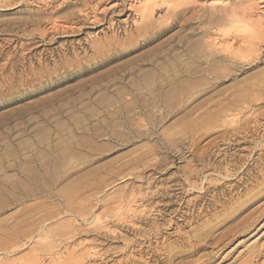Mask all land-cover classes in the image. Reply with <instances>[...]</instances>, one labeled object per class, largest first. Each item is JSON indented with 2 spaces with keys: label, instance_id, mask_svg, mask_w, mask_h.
I'll return each mask as SVG.
<instances>
[{
  "label": "rangeland",
  "instance_id": "rangeland-1",
  "mask_svg": "<svg viewBox=\"0 0 264 264\" xmlns=\"http://www.w3.org/2000/svg\"><path fill=\"white\" fill-rule=\"evenodd\" d=\"M123 3L0 0V264H264V0Z\"/></svg>",
  "mask_w": 264,
  "mask_h": 264
},
{
  "label": "bare ground",
  "instance_id": "bare-ground-1",
  "mask_svg": "<svg viewBox=\"0 0 264 264\" xmlns=\"http://www.w3.org/2000/svg\"><path fill=\"white\" fill-rule=\"evenodd\" d=\"M42 1V0H40ZM49 4H51V8L53 9L50 13L53 17H55L52 21H50L49 28L45 29L49 32L55 33L57 35H70L75 34L76 31L85 29L89 25L92 26H100L105 21V16H109L111 14H115L116 16L123 14V0H76L77 3H73L72 0H47ZM74 1V0H73ZM151 1V0H150ZM47 3V2H46ZM74 4V8L70 11H67ZM43 7V6H42ZM47 7V6H46ZM131 5L126 9H131ZM67 9V10H66ZM66 10V11H64ZM142 11V10H141ZM140 11V12H141ZM152 12V11H151ZM113 16V15H112ZM111 17V16H109ZM52 19V18H51ZM110 20V19H109ZM127 18L123 19L122 22H125ZM48 22V21H47ZM46 27V26H45ZM43 30V29H42ZM41 31L38 33L40 34ZM80 32V31H79ZM42 34V33H41ZM43 35V34H42ZM51 35V34H50ZM53 35V34H52ZM59 36V37H60ZM58 37V38H59ZM44 38V37H43ZM229 173V172H228ZM193 186V185H192ZM194 187V186H193ZM134 211V210H133ZM134 213V212H133ZM252 216V214L250 215ZM248 218L240 220V224L246 222ZM250 219V217H249ZM249 221H247L248 223ZM239 223V222H238ZM239 224V225H240ZM247 224L245 223V226ZM244 226V225H243ZM204 229V228H203ZM226 230V229H225ZM224 232V231H223ZM223 237V236H222ZM221 237V238H222ZM186 239V238H185ZM197 243V242H196ZM210 243V242H209ZM195 244V243H194ZM192 244V245H194ZM213 245V244H212ZM191 246V245H190ZM189 246V247H190ZM198 246V245H197ZM168 247V246H166ZM194 247V246H193ZM199 247V246H198ZM169 248V247H168ZM178 248V247H177ZM182 248V247H181ZM175 249V248H174ZM166 249V252L169 257L174 256L176 254V250ZM183 249V248H182ZM185 249V247H184ZM187 249V248H186ZM191 249V248H190ZM196 248H192L187 252L194 251ZM201 249V247H200ZM180 250V249H179ZM164 252H161L164 254ZM179 252V251H178ZM195 252V251H194ZM182 253V251H181ZM144 255V254H143ZM179 255V254H178ZM173 258V257H172ZM168 259V258H167ZM164 261V260H163ZM165 262V261H164ZM167 262V261H166ZM165 262V263H166ZM169 262V260H168ZM172 262V261H171ZM171 262H169L171 264ZM203 262V261H202ZM159 263V262H158ZM161 263V261H160ZM200 263V262H199ZM204 263V262H203ZM162 264V263H161ZM168 264V263H167ZM177 264V263H175ZM184 264V263H183ZM195 264V262L193 263Z\"/></svg>",
  "mask_w": 264,
  "mask_h": 264
}]
</instances>
